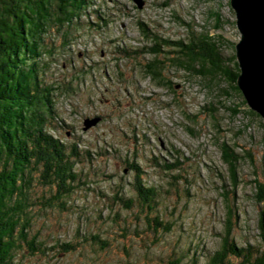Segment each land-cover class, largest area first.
<instances>
[{
  "label": "rangeland",
  "instance_id": "obj_1",
  "mask_svg": "<svg viewBox=\"0 0 264 264\" xmlns=\"http://www.w3.org/2000/svg\"><path fill=\"white\" fill-rule=\"evenodd\" d=\"M143 1L139 8L133 0H91L67 34L45 36L40 77L55 87L56 112L46 128L67 148L75 146L77 179L73 191L50 204V188L34 182L29 235L48 249L31 254L23 244L13 264H206L221 245L228 206L236 245L262 246L252 180L264 182V118L225 80L209 89L202 77L166 60L204 33L221 34L223 53L235 55L240 34L230 0ZM139 21L180 45L155 56L165 61L161 74L169 85L144 72L154 55L145 50L152 42ZM94 115L100 120L83 130V119ZM223 141L242 154L234 191ZM128 162L139 164L143 184L155 190L151 211L136 195ZM145 214L170 229L152 231ZM67 241L74 249L58 251L56 244Z\"/></svg>",
  "mask_w": 264,
  "mask_h": 264
},
{
  "label": "trees",
  "instance_id": "obj_2",
  "mask_svg": "<svg viewBox=\"0 0 264 264\" xmlns=\"http://www.w3.org/2000/svg\"><path fill=\"white\" fill-rule=\"evenodd\" d=\"M90 3L91 0H0V264H13L14 252L23 244L31 254H45L48 249L38 240L37 234L29 235L34 182L52 191L46 198L47 204L52 198L57 200L67 196L75 187L77 172L74 164L79 153L75 146L67 148L46 128L49 118L56 114L55 87L45 84L40 77L41 59L47 50L45 36L52 35L55 30H66L67 34L86 13ZM215 16L220 27L219 13ZM138 26L142 35L152 42L145 50L154 55L143 65L145 74L160 84L169 85L171 81L163 79L161 74L165 61L155 56L160 55L164 46L180 45L150 32L143 22L139 21ZM223 41L221 34L204 33L191 38L189 44L175 50L178 55L166 57V60L202 77L209 89L221 78L228 83L230 92L240 94L236 84L240 70L235 55L223 53ZM221 93L227 94L224 90ZM239 111L238 107L234 109L235 113ZM250 112L260 116L253 110ZM220 147L222 160L229 169L228 184L233 190L239 184L237 166L242 154L235 152L225 141ZM128 167L135 172L134 190L141 205L151 211L154 188L143 184L139 164L128 162ZM252 182L254 198L261 207L257 228L262 246L236 245L231 237L233 212L227 203L221 245L206 264H231L229 256L250 264H264V182L257 177ZM223 192L227 194L224 186ZM119 199L126 207L131 204L130 199ZM144 218L152 231L170 229L171 224L158 215L145 214ZM56 247H59L58 251L68 252L75 244L67 241L57 243Z\"/></svg>",
  "mask_w": 264,
  "mask_h": 264
},
{
  "label": "water",
  "instance_id": "obj_3",
  "mask_svg": "<svg viewBox=\"0 0 264 264\" xmlns=\"http://www.w3.org/2000/svg\"><path fill=\"white\" fill-rule=\"evenodd\" d=\"M142 7L143 0H133ZM239 40L234 44L239 67L236 84L249 108L264 118V0H230ZM99 115L83 119V130L97 124Z\"/></svg>",
  "mask_w": 264,
  "mask_h": 264
}]
</instances>
